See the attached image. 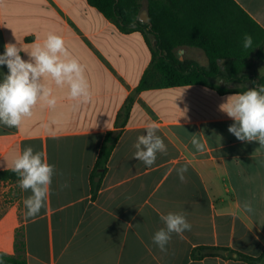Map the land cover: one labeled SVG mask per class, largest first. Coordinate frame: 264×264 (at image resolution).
Listing matches in <instances>:
<instances>
[{
  "label": "crops",
  "instance_id": "1",
  "mask_svg": "<svg viewBox=\"0 0 264 264\" xmlns=\"http://www.w3.org/2000/svg\"><path fill=\"white\" fill-rule=\"evenodd\" d=\"M233 2L264 30V0ZM49 33L61 36L70 58L84 67L91 99H69L68 87L48 78L55 107L41 101L19 128L0 125V170L11 169L28 146L56 167L37 216H26L23 201L30 191L19 188L9 201L0 219L6 224L0 242L4 235L8 242L0 252L13 255L20 233L26 264H248L237 254L258 257L264 250V147L231 134L234 121L219 106L264 77L258 72L264 47L248 59L241 79L211 80L217 88L188 85L135 95L92 199L91 170L105 134L115 130L117 113L149 66L150 38L120 32L86 0H0V54L6 43L30 51ZM175 55L208 64L198 47L180 46ZM7 73L0 66V81ZM151 122L159 124L167 154L158 153L148 167L134 158V144ZM193 134L203 151L190 143ZM184 165L181 182L176 169ZM169 212L183 213L191 230L173 233L163 252L152 236L165 227L160 217Z\"/></svg>",
  "mask_w": 264,
  "mask_h": 264
},
{
  "label": "trees",
  "instance_id": "2",
  "mask_svg": "<svg viewBox=\"0 0 264 264\" xmlns=\"http://www.w3.org/2000/svg\"><path fill=\"white\" fill-rule=\"evenodd\" d=\"M120 32L140 31L153 36L155 44L148 41L151 60L131 96L116 116L115 130L108 131L89 177L91 198L98 193L107 170V162L126 125L135 95L155 89L178 86L203 85L217 88L211 80L224 78L235 81L243 77L248 59L264 47L262 30L233 0H146L149 24L138 21L142 0H86ZM242 32V36L240 35ZM244 34H250L253 43L243 47ZM202 49L207 67L195 61L178 60L175 49L180 46ZM220 61L224 69H220ZM257 85H264V77L257 78ZM98 181H95V178ZM14 184L19 193L18 177L11 169L0 170V182ZM18 237V236H17ZM227 251L226 248L220 249ZM23 242L15 238L14 254L0 252L3 264H26ZM248 264H264V250L258 257L237 254Z\"/></svg>",
  "mask_w": 264,
  "mask_h": 264
},
{
  "label": "clouds",
  "instance_id": "3",
  "mask_svg": "<svg viewBox=\"0 0 264 264\" xmlns=\"http://www.w3.org/2000/svg\"><path fill=\"white\" fill-rule=\"evenodd\" d=\"M252 43V36L244 34L243 47L250 48ZM22 51L27 53L28 60L21 57ZM3 65L7 66L8 73L0 81V125L5 127L19 128L25 118L32 116L33 109L41 101L48 107H55L57 101L53 89L45 83L48 78L59 88L67 86L69 99L84 103L91 99L84 67L75 58H70L59 35L49 33L42 45L34 42L30 51L17 44L6 43L3 54H0V66ZM219 108L234 121L228 127L231 134L240 141H258L264 147V85L255 84L244 92L229 95ZM158 130V123H149L145 134L140 135L134 144V158L148 167L155 164L158 153L167 154V146L157 135ZM190 143L197 152L204 150V144L195 134ZM11 171L18 177L19 188L31 193L23 201L26 216H37L46 206L56 172L55 165L49 164L41 152H34L28 146L14 158ZM187 171V165L176 169L181 182ZM245 208L251 211L247 204ZM160 219L165 227L154 233L152 241L166 252L172 234L182 235L186 230L190 231L191 224L183 213L169 212L161 215ZM0 264H3L2 259Z\"/></svg>",
  "mask_w": 264,
  "mask_h": 264
},
{
  "label": "rangeland",
  "instance_id": "4",
  "mask_svg": "<svg viewBox=\"0 0 264 264\" xmlns=\"http://www.w3.org/2000/svg\"><path fill=\"white\" fill-rule=\"evenodd\" d=\"M141 10H146V0H142L141 1ZM141 12V11H140ZM149 36V40L150 43L152 44V46H154L155 41L152 35L147 34ZM258 72H260L261 74H264V62L260 63V67H258ZM3 182V181H1ZM0 182V219L2 217V214L5 213V209H7L8 203L9 201L16 197L18 192H17V188L16 186L13 184L12 187L10 188H6L5 185H2V183ZM6 224L5 223H0V230L2 229V227H4ZM18 236V237H17ZM15 238L20 239V233H17V235L15 236ZM8 242V236L4 235L2 237V241L0 242V245H6Z\"/></svg>",
  "mask_w": 264,
  "mask_h": 264
},
{
  "label": "water",
  "instance_id": "5",
  "mask_svg": "<svg viewBox=\"0 0 264 264\" xmlns=\"http://www.w3.org/2000/svg\"><path fill=\"white\" fill-rule=\"evenodd\" d=\"M138 21L141 23L149 24L148 14H147L146 10H141V12L139 13V16H138ZM175 56L178 60L182 61L181 57H179L178 55H175ZM95 181H98L97 177L95 178ZM233 257H236V254H233Z\"/></svg>",
  "mask_w": 264,
  "mask_h": 264
}]
</instances>
